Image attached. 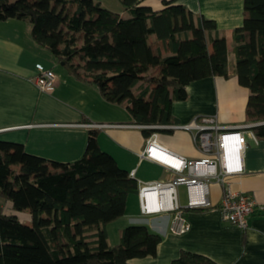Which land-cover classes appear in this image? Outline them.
Listing matches in <instances>:
<instances>
[{"label":"trees","instance_id":"1","mask_svg":"<svg viewBox=\"0 0 264 264\" xmlns=\"http://www.w3.org/2000/svg\"><path fill=\"white\" fill-rule=\"evenodd\" d=\"M118 1L127 18L98 0H0V21H28L35 42L106 101L124 105L135 123L174 122L171 103L187 97L191 81L228 75L225 35L214 20L173 0L160 10ZM232 38L234 71L250 92L246 117L262 122L253 131L264 138V0H243ZM151 68L157 75L147 73ZM152 131L142 129L145 136ZM97 133L89 129L83 154L66 162L0 139V264H131L155 255L162 237L144 224L126 225L118 242L108 243L107 223L125 213L138 185L100 149ZM5 202L12 212L4 211ZM16 211L29 212L31 224ZM170 264L217 263L182 250Z\"/></svg>","mask_w":264,"mask_h":264},{"label":"crops","instance_id":"2","mask_svg":"<svg viewBox=\"0 0 264 264\" xmlns=\"http://www.w3.org/2000/svg\"><path fill=\"white\" fill-rule=\"evenodd\" d=\"M164 1L168 0H141L140 4L160 10ZM173 1L184 5L195 17L214 20L219 33L225 35L228 52V75L191 81L186 86L187 97L171 103L174 122H187L197 114L214 115L223 125L251 122L245 113L250 92L239 84L231 57L232 30L242 24L243 0ZM118 13L124 18L129 16L124 7ZM42 49L45 48L33 40L28 21L16 18L0 21V139L22 143L29 153L49 160L66 162L83 154L91 129L86 123L134 122L124 105L106 101L94 84L75 77L65 64L66 69L54 67ZM54 61L58 60L54 57ZM37 63L55 73V83L48 91H40L33 82ZM96 129L100 149L110 153L137 182L171 177L167 169L140 156L149 136L141 128L109 125ZM157 132L158 141L169 150L187 158L202 156L189 132L164 129ZM246 142L243 172L228 179L232 191L248 192L256 201L245 229L222 220L217 206L223 187L212 180L207 195L212 207L184 209L189 231L170 233L168 213L142 215L137 194H133L127 199L125 213L107 223L108 243L111 224L122 219V228L144 224L162 237L155 255L130 259L131 264H170L182 250L203 254L217 264H264V209L258 207H264V138L257 142L246 138ZM178 197L185 207L187 197L181 200L179 190Z\"/></svg>","mask_w":264,"mask_h":264},{"label":"built area","instance_id":"3","mask_svg":"<svg viewBox=\"0 0 264 264\" xmlns=\"http://www.w3.org/2000/svg\"><path fill=\"white\" fill-rule=\"evenodd\" d=\"M33 79L40 91H48L55 83V73L42 64H35ZM260 121L244 122L237 125H223L214 115H194L187 122L166 124L138 123H86L90 128L105 126L137 127L153 129L145 139L140 156L153 161L171 173L167 180L138 181L137 197L140 213L152 215L168 213V231L183 234L190 229L184 209H205L212 207L208 201V183L212 180L223 187L218 210L221 218L241 229L247 227V219L256 207V201L248 192H234L229 177L243 172V153L246 138L257 142L253 127ZM184 130L191 134L199 158H187L175 153L158 141V130ZM186 188V205L179 202L178 187ZM263 210V206H258Z\"/></svg>","mask_w":264,"mask_h":264},{"label":"rangeland","instance_id":"4","mask_svg":"<svg viewBox=\"0 0 264 264\" xmlns=\"http://www.w3.org/2000/svg\"><path fill=\"white\" fill-rule=\"evenodd\" d=\"M98 1L100 2L101 6L107 8L111 11H115V12L120 11L123 7L119 3L118 0H98ZM80 42L81 41H78V43H80ZM153 46L155 47V46H157V44H153ZM42 51H43L42 53H45L47 56H49V57L45 56V58H47V60H50V62H52L54 67H58V69L59 68L64 69V67H65V69H66V66H64V64H61L62 62L54 61V57L47 50L42 49ZM163 54H165V52ZM231 57H233V59H234L233 52L231 53ZM73 62L77 63L78 59H74ZM147 73L149 75H157L158 69L157 68H151ZM119 111H122V110L120 109ZM178 190H179L180 199L186 200V189H185V187L180 186V187H178ZM3 206H4L5 212H7V213L12 212V210L10 209L9 202H5L3 204ZM16 214L18 215V218H19L21 223L31 224V218H30L29 212H27V211H20V212L16 211ZM123 221L124 220H122V219H118L116 222L111 224V226L109 228V242L111 245L118 241V239H119L118 230H119V228H122L120 226H122Z\"/></svg>","mask_w":264,"mask_h":264},{"label":"water","instance_id":"5","mask_svg":"<svg viewBox=\"0 0 264 264\" xmlns=\"http://www.w3.org/2000/svg\"><path fill=\"white\" fill-rule=\"evenodd\" d=\"M62 63L61 64H64V62L63 61H61Z\"/></svg>","mask_w":264,"mask_h":264}]
</instances>
